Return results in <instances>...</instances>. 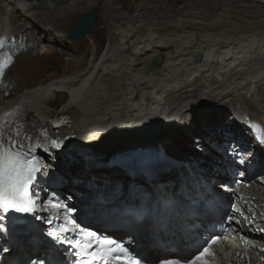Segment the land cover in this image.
Wrapping results in <instances>:
<instances>
[{"label": "bare ground", "instance_id": "6f19581e", "mask_svg": "<svg viewBox=\"0 0 264 264\" xmlns=\"http://www.w3.org/2000/svg\"><path fill=\"white\" fill-rule=\"evenodd\" d=\"M116 1L106 0L107 10L115 13ZM55 2L60 5L55 7L50 0H0V59H8L5 69H0V122L12 129L22 126L21 131L33 138L53 115L49 108H53V97L60 92L65 99L58 112L69 120L64 127L74 134L73 142L94 140L102 147L106 145V154L111 150L107 147L120 143L119 150L146 151L160 145L163 134L169 138L174 134V142L164 141L162 147L177 162L156 169L142 181H128L132 185L124 189L121 184L126 178L119 168L101 162L90 165L79 153L74 160L63 162L57 153L37 152L46 162L43 172L48 171L46 166L54 172L49 173L47 182L35 185L34 191L40 193L34 197L37 205H67L74 209L72 216L83 229L92 230L90 226L95 225L84 220L86 216L118 225V229L111 226L110 231L137 248H145L148 226L162 219L174 248L181 243L186 227L200 232V226L210 221L236 216L233 209L237 205L244 208L260 202L264 196L260 182L264 177V147L244 123L258 125L264 136V90L262 95L259 91L264 87V0H141L131 17H113L106 23L109 26L115 22V26L87 72L75 71L20 90V81H8L14 78L9 74L12 67L25 60L39 64L41 59L37 54H17L27 46L23 42L25 31L14 23L15 14L43 24L37 28V37L47 39L46 34L54 31L65 35L62 28L94 0ZM178 2L186 4L172 9ZM157 56L160 65L154 67L151 60ZM222 97H229L227 102L231 103L240 101L241 105L217 114L214 111H221ZM190 111L196 112L199 121L215 116L222 119L216 123L213 120L203 132L205 146L174 149L175 142L193 131L191 125L196 119L191 121L187 115ZM149 120L164 129L158 132L157 140L152 137L148 143L137 145L140 138L147 137L152 126ZM138 122L145 132L140 138L131 131ZM129 140L137 146H129ZM49 181L63 184L54 189L48 186ZM72 190L91 200L76 198ZM2 215L0 211V264H15L22 256L63 257L61 251L52 252L39 226L19 229L3 221ZM175 250L144 252H155L157 257L172 255ZM247 253L242 249L239 259Z\"/></svg>", "mask_w": 264, "mask_h": 264}, {"label": "snow or ice", "instance_id": "6c2138e0", "mask_svg": "<svg viewBox=\"0 0 264 264\" xmlns=\"http://www.w3.org/2000/svg\"><path fill=\"white\" fill-rule=\"evenodd\" d=\"M83 23V22H82ZM87 28L86 24H83ZM0 46L3 41L0 40ZM22 126L12 129L0 122V210L5 212L15 211L17 213H32L35 211V193L33 187L38 182L39 175L43 172V161L34 155L36 149H42L45 153L52 149L65 147V140L68 137H50L47 132H41L39 142L33 140L26 131H21ZM258 125L252 124L251 129L255 131ZM257 143L264 147V136H256ZM240 154L237 153V156ZM235 162V161H234ZM243 163L245 161L239 160ZM54 207H63L66 213L65 223L60 225L56 232H49L48 235L56 242L67 241L74 250L76 258L74 264H138L132 256L131 250L123 243L108 236H101L96 231L82 230L80 235L69 234L78 231L79 226L72 218L74 209L67 205L55 204ZM40 219V217H36ZM50 222V221H49ZM3 225H0V231ZM215 238L213 243L216 242ZM7 251V249H4ZM204 249V252H207ZM200 255L191 260L196 264ZM163 264H179L178 261H165ZM184 264H189L185 261Z\"/></svg>", "mask_w": 264, "mask_h": 264}, {"label": "rangeland", "instance_id": "374dc122", "mask_svg": "<svg viewBox=\"0 0 264 264\" xmlns=\"http://www.w3.org/2000/svg\"><path fill=\"white\" fill-rule=\"evenodd\" d=\"M140 1L141 0H118L115 2V7L118 9H116L117 11L114 13V12L107 10L105 6V4L107 3L106 0H97V1L94 0V2L91 3L90 7L87 6L84 10L79 11L75 15L74 19L69 24H67V27L62 28V30L68 33L70 29L73 27V25L75 24L76 20L83 13L88 12L92 7H94V32L93 34L86 36L82 40H73V41H69L66 38L67 33L64 35L62 32H59V31H54V33L50 32L46 34V36L48 35L47 39H45L43 36L38 38L37 28H40V26H44V25L39 23V21H34L32 19L25 18V17L22 18L20 15L16 13L15 18H14V23L17 27L18 26L22 27V30L25 31L24 36H23L24 38L23 42L27 46L25 50H21L17 54L18 55L23 54V53L26 55L27 53L28 55L37 54L40 56L41 62L39 64H36V63L33 64V63H28L25 60L24 61L25 64L22 61L15 63V65L12 67V70L9 73L11 75L10 77H14V78L8 79V81L11 82L14 79H16L17 82L20 81V85H21L20 90H23V89L34 86L38 82H45L46 80H49L54 77L60 78L65 75H70L75 71L87 72L89 66L91 65V61L94 60L98 55L96 52L98 50H100L101 52L102 48L104 47V45L106 44L107 40L110 37L109 32H111L115 26V22H113L112 25H109V26H106V23L108 21L110 22V20L113 21V17H120V18L131 17L133 13H135L136 5L138 3H141ZM185 4H186L185 2L175 3L172 5V9L181 8ZM53 5L57 7L60 4L56 2ZM88 38H90V40H87ZM85 40L87 41L85 42ZM43 53L45 56H42ZM45 68H48V69H45ZM9 86H12V84L10 83ZM263 90H264V87L261 86L259 89L260 93L262 92L261 95L263 94ZM259 95L260 94H258V96ZM64 99H65V95L63 93L61 94L60 92H58L57 94L56 92V95H54L53 97V101H54L52 104L53 108H49V109L54 112L59 111L62 108ZM223 99L224 101H222L220 105L221 111H217V110L214 111V112H217V114L223 115L222 113L224 112L222 110H225V109L230 110L231 108H234L233 106L235 105L237 106L241 105L239 103L240 101L238 103L237 102L231 103V101L227 102V100H229V97L228 99L222 97L221 100ZM218 100L219 99H217V101ZM204 102H208V101L204 100ZM195 113L196 112L190 111V113L188 114L187 112V115L190 116L191 121L194 118L196 119V123L191 125L193 126L192 127L193 131L189 132L188 135L185 136V139L182 138L183 140L181 142L180 141L175 142L176 144L174 146L177 145V148L174 147V149H178V150L181 149L182 151L184 150L187 151L189 149L197 150L196 146H198V149L200 147L205 146L207 142L205 141V136L203 132H205L208 126L210 127L211 125H213V120L216 123L217 120L220 121L222 119V118L219 119L218 116H215L209 120H207L206 118V120L204 119V121L202 119L199 121L197 120L198 117L195 116ZM203 113H204L203 110H200L199 116H202ZM217 114H214V115H217ZM219 125L220 124H218V126ZM175 131H177L176 126H175L174 132ZM219 135L222 137L221 134H218V136ZM170 138H171L170 142L173 143L174 134H172ZM45 163L46 162H44L43 164Z\"/></svg>", "mask_w": 264, "mask_h": 264}, {"label": "water", "instance_id": "95a60500", "mask_svg": "<svg viewBox=\"0 0 264 264\" xmlns=\"http://www.w3.org/2000/svg\"><path fill=\"white\" fill-rule=\"evenodd\" d=\"M40 2L42 0H39ZM51 3H55V0H50ZM83 22V23H82ZM83 24H86L87 28H85L83 26ZM94 32V7H92L88 12H85L83 13L75 22V24L73 25V27L70 29V31L67 33V36L66 38L69 40V41H73V40H82L84 39L86 36L88 35H92ZM100 53V50H98L96 53L99 55ZM97 55V56H98ZM197 56V54L195 55ZM151 65L154 66V67H158L160 65V58L157 56V57H154L152 60H151ZM53 112V115L48 119V121L45 122V126L43 127L47 134L49 135L50 134V137H68V139L65 140L64 143L66 142H73L74 141V134H72V131L70 132H67L68 130H66V126L68 123H69V120H67V118L63 115H60L58 111ZM167 113V112H166ZM62 121L63 122V126L62 127H56L55 126V123L57 121ZM150 123H152V126L150 127V130L147 134V137L146 138H143L141 139L140 136L143 135L145 132H142V128L139 126V122L137 124H135L133 127H132V130L134 133H136L137 135H139V138H140V142H136L137 145H143V144H146L148 143V141L152 138V137H155L156 140L158 139V137H156L158 135V132L163 128L161 129H158L156 128V125L158 124V122L156 121H150ZM165 126V125H163ZM140 127V128H139ZM168 127V126H167ZM147 132V131H146ZM160 141L161 142H164V141H167L169 139V136H165V134H163V136L159 137ZM158 140V141H159ZM103 142V145L105 144L104 141ZM130 145H133L134 146H137L135 144V142H133V140H129L127 142ZM81 144H87V145H91V146H94V147H101L100 150L102 151H108L107 149H105V146L104 145L103 147L100 146V144H97V142H94V140H82V143ZM122 143L120 144H115V145H111L110 147H107V148H110L111 150H116V149H119V145H121ZM124 144V143H123ZM96 147V148H97ZM110 151V150H109Z\"/></svg>", "mask_w": 264, "mask_h": 264}]
</instances>
